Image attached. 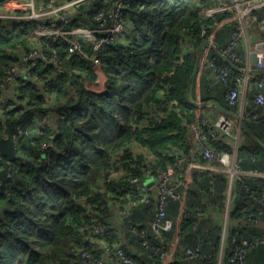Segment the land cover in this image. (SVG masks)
<instances>
[{
    "label": "trees",
    "instance_id": "obj_1",
    "mask_svg": "<svg viewBox=\"0 0 264 264\" xmlns=\"http://www.w3.org/2000/svg\"><path fill=\"white\" fill-rule=\"evenodd\" d=\"M117 1L95 0L80 4L76 7L72 26L93 23L97 11L112 7ZM216 1L135 0L128 3L123 9L129 25L124 41L100 54L105 66L104 94L85 89L82 82L87 76L91 81L96 79L87 74V63L79 57H74L73 71L58 76L49 89L42 90L44 93L37 89V84L19 86V106L9 102L0 115V182L14 186L11 196H0V264H82L80 253L85 250L99 256L88 227L93 219L104 222L112 216L107 194L94 190L99 179L111 173L110 154L121 145L136 142L156 155L158 164L164 167L167 162L173 163L166 154L168 149L175 148L186 156L194 152L189 126L196 119L197 109L185 102L184 95L195 68L198 47L231 16L228 12L215 13L208 18L201 15L203 9L213 8ZM7 9L0 1V12H7ZM13 29L18 33L12 37ZM32 29L28 24L13 27L0 22V80L15 63L11 53L25 47ZM232 32L229 26L216 31V42L226 47ZM47 43L57 49L64 61L66 46L58 41ZM236 53L242 58L241 53ZM210 58L213 61L211 69H226L230 74L226 82H215V87H211L202 74L200 100L218 102L236 114L237 108L229 105L226 94L237 89L240 73L232 71L213 51ZM234 64L243 68L242 64ZM257 68L264 69V62ZM52 73L53 67L39 65L33 75L40 83ZM49 92L54 95L52 106L47 105ZM216 92L222 99L215 95ZM258 93L255 87L246 94L245 111L249 117H244L243 121L264 144V110L254 103ZM170 99L179 102L178 112L174 108L170 110L167 104ZM152 102L164 116L153 126L139 128L137 118ZM40 111L42 116L48 115L50 126L35 132L34 118ZM18 130H28L30 134L14 139ZM45 142L54 146L47 162L44 161L47 151L41 149ZM213 145L216 149L228 150L221 142ZM124 158L128 160L125 166L137 173L143 158L133 160L129 149H124ZM196 158L202 160L198 155ZM237 160L245 171L264 173V151L245 134L237 150ZM10 172L12 178L7 180ZM200 177L190 185L179 221V203H169L168 214L174 227L166 234L167 245L164 246L168 250L178 237L185 247L198 248L199 258L189 263L169 264H217L219 253L222 264H229L241 239L261 238L264 233V211L258 202L262 198L264 179L236 183L235 202L228 216L227 242L221 248L222 228L213 224L209 216L210 208L221 210L224 207L226 177L205 171ZM115 186L105 183L106 189L114 195ZM76 197H84L87 203L97 204L98 208L104 207L87 210L76 203ZM152 207L150 204L143 211ZM141 217L144 216L137 215L135 220L131 217L129 221L136 223ZM254 219L258 222L253 223ZM105 230L111 231L109 225H105ZM129 236L136 248L144 250L136 235ZM232 237L236 245L231 244ZM149 243L153 244L151 239ZM146 253L151 262L160 260L149 250ZM175 254L176 250V258ZM245 262L264 264V244L248 249Z\"/></svg>",
    "mask_w": 264,
    "mask_h": 264
},
{
    "label": "built area",
    "instance_id": "obj_2",
    "mask_svg": "<svg viewBox=\"0 0 264 264\" xmlns=\"http://www.w3.org/2000/svg\"><path fill=\"white\" fill-rule=\"evenodd\" d=\"M6 6H11L16 10V5L12 0H0ZM95 0H27L26 3L17 5L21 16H9L0 12V22L10 24L8 21L22 20L23 25L33 27L29 39L24 49L20 48L11 53L15 63L7 70L4 78L0 80V115L4 111L7 103H17L19 86L29 83L37 84V89H49L50 84L60 75L69 74L74 69V57L83 59L88 68L97 77L101 86L95 93L104 94L105 75L103 62L100 54L110 46L124 41L125 33L128 31V21L124 17V7L135 0H119L112 7L102 9L95 13L93 23L79 24L72 26L75 18L76 7L80 4ZM230 13L232 22V36L225 47V54L233 62L241 61L236 51L240 45L245 48V41L248 39V28L252 23L256 25L259 33L264 34V0H217L213 8L203 9L201 15L208 18L215 13ZM61 42L67 48V55L60 59L56 48L47 42ZM208 45L213 44L214 34L211 33L205 40ZM210 47H206L202 53L201 65L204 68L213 66ZM251 63V53L247 48L245 57V67L243 73L237 77L239 88L230 90L226 94V101L230 106L237 108V115L243 120L249 117L245 111V96L249 93V82L252 79L249 66ZM53 67V73L47 76L42 82L36 81L34 71L39 66ZM214 70L216 80L226 82L229 71L226 69ZM95 78V77H94ZM96 79V78H95ZM85 78L84 82H89ZM259 93L255 97L254 103L264 110V77H258L254 81ZM85 87V86H84ZM86 90H90L86 88ZM45 91V90H44ZM54 95L50 92L46 94L48 106L54 104ZM199 102V96H198ZM170 110L174 108L178 112L179 102L176 99L167 101ZM26 108V106H23ZM169 110V111H170ZM168 111V112H169ZM164 116V112L152 102L143 108V114L137 118L139 128L153 126ZM42 117L41 112L36 113L34 121L38 123ZM50 126V124H47ZM41 128V126H37ZM190 139L194 145L197 155L193 152L189 156L183 155L175 148H170L166 154L173 159V163L167 162L164 167L158 164V157L147 147L140 146L136 142L126 143L110 154L113 168L107 177H102L94 189L101 194H107V206L112 211L110 219L100 222L93 219L88 227L94 245L99 250L100 255L95 256L89 251H82L80 258L82 264H151L148 262H138L135 256L126 251V234L136 235L145 251H150L153 257L159 258L162 264L172 262L189 263L199 258V249L186 248L181 259L174 257L173 245L168 250L166 234L170 233L174 227L173 220L169 217V203L178 202L180 213L179 221L184 212L186 194L190 185L196 180H200V172L205 171L210 174H223L226 177L227 189L225 192V222L220 225L221 248L226 241L229 212L234 206V186L237 182L243 184L246 179H264V173L248 172L243 170L237 160V150L242 139V133L236 122L222 114L217 117L210 115L196 116V119L189 126ZM30 131L18 130V134L13 135L14 139L20 136H28ZM221 142L228 147V150L216 149L213 143ZM41 149L47 151L44 161L49 159V151L54 150L51 142H45ZM124 149H129L132 159L142 157V163L137 166V173L130 171L125 163ZM64 154V152H62ZM136 167L132 165V168ZM12 178L11 172L7 174V180ZM150 183L144 186V182ZM105 183H114L115 195L109 192ZM13 185L2 184L0 182V196H11ZM262 198L258 200L261 210L264 211V188L261 190ZM257 199L256 196L253 197ZM76 203L83 208L102 210L104 205H90L84 197L74 198ZM125 201V202H124ZM153 204L152 209H147V218L144 222H130L129 217L135 209L148 208ZM253 223L258 221L254 219ZM105 225H109L111 231L105 230ZM149 239L153 244L149 243ZM231 244L236 245L235 238H231ZM264 244V233L261 238L252 240L241 239L229 259V264H246L245 255L248 249L256 245ZM222 256L218 258L217 264H222Z\"/></svg>",
    "mask_w": 264,
    "mask_h": 264
},
{
    "label": "crops",
    "instance_id": "obj_3",
    "mask_svg": "<svg viewBox=\"0 0 264 264\" xmlns=\"http://www.w3.org/2000/svg\"><path fill=\"white\" fill-rule=\"evenodd\" d=\"M27 2V0H12V3L13 4H17V5H20V4H24V3H26ZM16 5V10L13 8V7H11V6H8L7 5V7H8V9H7V12H4L3 14H5V15H9V16H21L22 15V13L21 12H18L17 10H18V6ZM13 27L16 25V24H23L24 23V21H22V20H10V21H8ZM226 26H229V27H233L232 26V22L230 21V18H228V19H226V20H224L213 32H211V33H213L214 34V42H213V44H211V45H214V44H217V46L219 47V49L220 50H218L216 47V50H217V54L221 57V58H223L224 59V57H228L226 54H225V46H223L224 44H220L219 42L217 43L216 42V38H215V33H216V31H218V30H220V29H222L223 27H226ZM17 31H15V29H13L12 30V32H10V36H15V35H17ZM210 33V34H211ZM205 41V40H204ZM203 41V42H204ZM202 42V43H203ZM201 43V44H202ZM26 46V45H25ZM215 46V45H214ZM22 49H24L25 47H21ZM245 48L246 49H244V47H243V42H242V45H240L239 47H238V49H237V52L238 53H241L242 54V58H240V56L238 55V57L241 59V61H238V62H233V65L236 67V65L234 64V63H239V64H242L243 65V68L245 67V57H246V53H247V48L249 49V51H250V53H251V63H250V66H249V70H250V74L252 75V79L250 80V82H249V93L250 92H252L253 90H255V83H254V81H255V79L256 78H258V77H264V76H261L260 74H263L264 75V69H259V68H257L258 66H259V64H260V62H264V34H261V33H259L258 32V30H257V27H256V25H254L253 23L251 24V25H249V28H248V39H247V41H245ZM18 49H20V48H18ZM204 49L205 48H203L202 49V53L204 52ZM15 50H17V49H15ZM14 50V51H15ZM202 61V60H201ZM200 65H201V63H200ZM102 66H103V69H104V71H105V66H104V64H102ZM202 65H201V69H202ZM200 68V67H199ZM237 68V67H236ZM243 68H237L238 69V71H236V72H239L240 73V75L243 73L242 71H243ZM203 69H205L204 67H203ZM232 70V69H231ZM233 71V70H232ZM74 72L76 73V74H78L75 70H74ZM87 74L88 75H90V76H93V77H95L96 78V81H89V82H84V86L86 87V88H89L90 90H88L89 92H92V93H95V91H97L98 89H99V87L101 86V83L97 80V77L94 75V73L91 71V69H90V67L87 69ZM202 70L200 71L199 70V73H198V76H197V86H198V90L196 91L195 89H194V91L193 92H191V99L192 100H194V101H198L197 99H198V96H199V102H202L201 100H200V91H199V79H200V77H201V75L203 74V77L205 78V80L208 82V84H210V86L211 87H215V82H217V80H216V76H215V74H214V70L213 69H205V71H203L202 73ZM104 75H105V73H104ZM2 78H4V76L2 77ZM87 78H89L88 76H87ZM105 79H106V76H105ZM2 80V79H1ZM237 88H239V85L237 86ZM217 97H219V98H221L222 99V95L221 94H218L217 92H216V94H215ZM54 97V96H53ZM208 103H210V102H208ZM212 106L211 107H208V108H205V109H197V114H196V116L197 115H199V116H204V115H210V117H212V118H214V117H217V115H218V112L216 111V109L214 108V103H210ZM23 106H25V105H23ZM27 107V106H26ZM201 110H204V111H201ZM41 112V111H40ZM40 112H37V113H40ZM47 113V112H46ZM48 114V113H47ZM236 115H237V113H236ZM48 118V115H46V119ZM41 121L42 120H39L38 121V123H34V125H33V129H34V131L35 132H39L40 131V129L43 127V126H48L47 124H49V122H47V123H45V124H41ZM47 121H49L48 119H47ZM37 126H41V128H37ZM243 134V133H242ZM194 153L197 155V152L195 151V149H194ZM201 173V172H200ZM236 186V185H235ZM141 211V212H140ZM147 212V211H146ZM148 213V212H147ZM147 213H145V211H143V209H135V211L130 215V217H129V219L132 217V219H136V217H137V215H143L144 217H141L140 219H139V221H141V222H144L145 220H146V218H147V216H145V214H147ZM136 222H138V221H136ZM130 234H126V236H125V238L128 240L127 242H126V248H127V250L130 252V253H132L136 258H138L139 259V261H143V262H151L150 260H149V255L146 253V251L145 250H143V249H141V248H136L134 245H133V243H131V238H130V236H129ZM172 245H174V247H175V250H176V254H175V256H176V259L177 260H179V259H181V257H182V254H183V252H184V249H186L187 247H185V245L184 244H180V241H179V239H178V237H176V239L172 242V244H171V246ZM175 250H174V252H175ZM221 254V253H220ZM222 256V255H221ZM159 262H160V264H162V261L161 260H158V261H156L155 260V262H151L152 264H159Z\"/></svg>",
    "mask_w": 264,
    "mask_h": 264
},
{
    "label": "water",
    "instance_id": "obj_4",
    "mask_svg": "<svg viewBox=\"0 0 264 264\" xmlns=\"http://www.w3.org/2000/svg\"><path fill=\"white\" fill-rule=\"evenodd\" d=\"M208 46L210 47V49L214 53H217V50H216L215 46L214 45H208V42L207 41H204L198 47L197 52H196L195 68H194V71H193L191 77L188 80L186 92H185V95H184L185 102L187 104H189L190 106L196 108V109H205V108H208V107H211L212 106L208 102H198V101H194V100L191 99L192 89L194 88L196 91L198 90L197 81H196L197 79L196 78L198 76L199 67H200V63H201V60H202V49L203 48H206ZM224 62L233 71H238V69L233 65V62L228 57H224ZM214 108L216 109V111L219 114H222L224 116H227V117L231 118L233 121H235L236 124H237V126L239 127L241 133H243L246 136H248L255 145H257L258 147H260L264 151V144H262L259 140H257L255 138V136L252 133V131L250 130V128L246 125V123L238 115L232 114L228 109H226L225 107H223L218 102H214ZM149 185H150V183L147 186H149Z\"/></svg>",
    "mask_w": 264,
    "mask_h": 264
},
{
    "label": "rangeland",
    "instance_id": "obj_5",
    "mask_svg": "<svg viewBox=\"0 0 264 264\" xmlns=\"http://www.w3.org/2000/svg\"><path fill=\"white\" fill-rule=\"evenodd\" d=\"M205 69H206V68H205ZM205 69H203V67H202V69H201V65H200V68H199L200 71L202 70V72H203ZM202 72H201V73H202ZM193 91H194V90H193ZM40 120H42V121H41V124H45V123L48 122L45 116L40 117ZM148 184H149V182H147V181L144 182V186H147ZM235 185H236V184H235ZM235 187H236V186H234V192L236 193ZM235 197H236V194L233 195L234 202H235ZM145 213H146V212H145ZM209 217H210V220H211V222H212L213 224H217V225H222V224H224V222H225V206H224L221 210L215 209V208H213V207L210 208V216H209ZM174 250H175V247H174V245H173V250H172L173 253H174ZM220 256H221V254L219 253L218 258H219Z\"/></svg>",
    "mask_w": 264,
    "mask_h": 264
}]
</instances>
